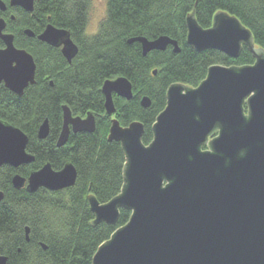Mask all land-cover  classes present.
<instances>
[{"label":"water","instance_id":"1","mask_svg":"<svg viewBox=\"0 0 264 264\" xmlns=\"http://www.w3.org/2000/svg\"><path fill=\"white\" fill-rule=\"evenodd\" d=\"M34 2L9 0V6L32 12ZM6 7L0 0V10ZM5 29L6 20L0 17L4 44L0 47V85L21 96L35 82L36 64L26 49L15 46L14 35ZM186 29V42L193 50H217L237 58L245 46L254 63L214 64L196 87L171 84L148 144L141 140V122L124 127L111 120L108 140L120 142L125 156L123 184L105 203L89 195V208L94 225H114L120 209L131 214L125 225L99 245L92 264H264V49L228 12H216L211 26L203 28L192 11L186 16ZM24 33L35 36L30 29ZM37 39L60 47L68 63L78 53L70 33L51 23ZM127 42L139 43L142 55L168 46L180 52L177 41L167 35L137 36ZM101 91L108 116L116 111L113 94L126 100L133 95L130 81L122 76L106 80ZM140 104L149 107L150 98L143 96ZM94 130V115L72 116L65 105L56 146H63L71 132ZM48 134V119H44L37 138L44 140ZM28 140L20 128L0 120V168L32 163L35 157L27 151ZM76 178L73 164L55 170L46 163L27 178L15 173L11 184L29 192L58 191L73 186ZM3 197L0 190V201ZM28 233L26 227L27 241ZM6 263L7 256L0 254V264Z\"/></svg>","mask_w":264,"mask_h":264},{"label":"trees","instance_id":"2","mask_svg":"<svg viewBox=\"0 0 264 264\" xmlns=\"http://www.w3.org/2000/svg\"><path fill=\"white\" fill-rule=\"evenodd\" d=\"M2 1L7 6L0 10V17L6 20L5 31L14 35L16 47L33 56L36 70L34 84L21 96L0 85V120L28 136L27 151L35 157L17 169L8 165L0 168V190L4 193L0 201V254L7 256L6 264H92L99 245L125 225L131 214L120 209L114 225H94L89 208V195L105 203L123 184L125 156L120 142L108 140L111 120L115 118L124 127L141 122V140L148 144L171 84L196 87L214 64H253L245 46L237 58L217 50H193L186 42V16L194 11L198 24L208 28L216 12H228L251 31L255 45L264 49V0H107L106 16L91 35L86 32L88 0H35L32 12ZM49 23L66 29L77 45L78 53L70 63L59 48L37 39ZM24 29L35 36L28 37ZM160 35L176 40L180 52L168 46L142 55L139 43L127 42L132 37L154 39ZM0 47H4L1 40ZM121 76L130 81L133 95L126 100L113 94L116 111L108 116L101 88L106 80ZM143 96L150 98L147 108L140 104ZM65 105L72 116L94 115L95 130L71 132L68 141L57 147ZM44 119H48L49 134L39 140L37 130ZM46 163L55 170L73 164L77 171L74 185L35 192L12 186L15 173L27 178Z\"/></svg>","mask_w":264,"mask_h":264},{"label":"rangeland","instance_id":"3","mask_svg":"<svg viewBox=\"0 0 264 264\" xmlns=\"http://www.w3.org/2000/svg\"><path fill=\"white\" fill-rule=\"evenodd\" d=\"M89 19L86 27L87 34H95L100 22L105 18L107 11V0H88Z\"/></svg>","mask_w":264,"mask_h":264},{"label":"flooded vegetation","instance_id":"4","mask_svg":"<svg viewBox=\"0 0 264 264\" xmlns=\"http://www.w3.org/2000/svg\"><path fill=\"white\" fill-rule=\"evenodd\" d=\"M59 49H60V47H59ZM60 51H61V49H60Z\"/></svg>","mask_w":264,"mask_h":264}]
</instances>
